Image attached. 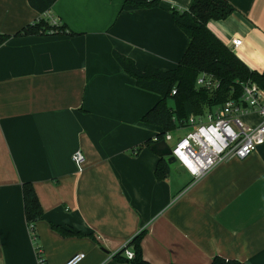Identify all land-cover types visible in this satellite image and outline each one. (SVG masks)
<instances>
[{
	"label": "crops",
	"instance_id": "crops-1",
	"mask_svg": "<svg viewBox=\"0 0 264 264\" xmlns=\"http://www.w3.org/2000/svg\"><path fill=\"white\" fill-rule=\"evenodd\" d=\"M124 1L57 0L41 15L29 0H0V33L11 35L0 45V264H39L37 248L46 264L78 253V264H132L113 256L140 231L152 264H210L217 255L264 264V144L198 180L180 162L157 179L161 157L145 142L163 128L143 117L161 95L139 87L113 55L175 68L189 38L172 9L193 0L134 10ZM228 1L233 13L208 27L264 73V0ZM40 17L66 30L20 33ZM236 38L243 43L234 48ZM25 182L43 209L34 224Z\"/></svg>",
	"mask_w": 264,
	"mask_h": 264
},
{
	"label": "trees",
	"instance_id": "trees-1",
	"mask_svg": "<svg viewBox=\"0 0 264 264\" xmlns=\"http://www.w3.org/2000/svg\"><path fill=\"white\" fill-rule=\"evenodd\" d=\"M57 0H29L30 5L41 15L48 12ZM160 6V0H125L122 9L134 10ZM235 7L228 0H193L187 10L172 9L176 24L189 38L188 46L175 68L164 70L152 65L139 68L135 60L118 51L113 55L121 67L136 79L141 88L161 95V99L144 115L143 121L163 128L158 134V141L165 138V134L177 129L187 128L191 115L204 116L214 106L224 104L230 98H238L243 92L245 83L251 81L264 87V73L249 67L234 51L229 48L208 27L212 19L227 18ZM57 33L64 32L65 26L51 25L44 17L27 25L21 32L29 33ZM11 35L0 33V45ZM203 72L209 73L219 80L217 89L209 90L197 86V78ZM176 91L173 93V91ZM168 99L174 100L170 105ZM156 142L149 139L145 142L151 145ZM170 165L165 158H160L155 169L156 178H166ZM23 201L27 221L34 224L43 216V209L31 182L23 184ZM65 235H81L79 231L53 225ZM144 231L137 233L129 244L119 250L113 257L130 261L132 264H152L142 253L141 241ZM132 246L134 257L128 258L124 252ZM210 264H249L238 259L215 256Z\"/></svg>",
	"mask_w": 264,
	"mask_h": 264
},
{
	"label": "built area",
	"instance_id": "built-area-1",
	"mask_svg": "<svg viewBox=\"0 0 264 264\" xmlns=\"http://www.w3.org/2000/svg\"><path fill=\"white\" fill-rule=\"evenodd\" d=\"M45 19L51 25H59L55 18ZM242 43V39L236 38L233 39L232 46L236 48ZM197 86L214 90L220 86V82L213 75L203 72L197 78ZM175 92L174 90L173 93ZM252 115L258 116L257 122L242 120L243 117ZM187 128L189 131L170 146L176 161L191 173L194 180L202 178L231 158L248 157L259 145L264 144V87L251 81L245 83L238 98H230L224 104L214 106L204 116L191 115ZM163 140L168 143L173 141L172 133H166ZM73 160L78 170L83 171L85 162L83 151L77 150L73 154ZM32 238L36 240L35 235ZM37 250L38 263L46 264L41 249ZM124 254L130 259L134 257L133 249L128 247ZM84 257L85 253L75 254L65 264H78Z\"/></svg>",
	"mask_w": 264,
	"mask_h": 264
},
{
	"label": "water",
	"instance_id": "water-1",
	"mask_svg": "<svg viewBox=\"0 0 264 264\" xmlns=\"http://www.w3.org/2000/svg\"><path fill=\"white\" fill-rule=\"evenodd\" d=\"M150 148L161 158H165L169 164H172L176 161L175 156L172 155L171 146L166 140L156 141L150 145Z\"/></svg>",
	"mask_w": 264,
	"mask_h": 264
},
{
	"label": "rangeland",
	"instance_id": "rangeland-1",
	"mask_svg": "<svg viewBox=\"0 0 264 264\" xmlns=\"http://www.w3.org/2000/svg\"><path fill=\"white\" fill-rule=\"evenodd\" d=\"M168 102H169L170 105H173V104H174V100H172V99H168ZM255 119L258 120V116H257V115L246 116V117H243V118H242L243 121L257 122V121H255ZM188 131H189V128H181V129H177V130L171 132L172 135H173L174 140H173V141H170V142H169V145L173 146L174 143H175V141H176L179 137L184 136ZM176 163L179 164V161H175V162L172 163V164H176Z\"/></svg>",
	"mask_w": 264,
	"mask_h": 264
}]
</instances>
